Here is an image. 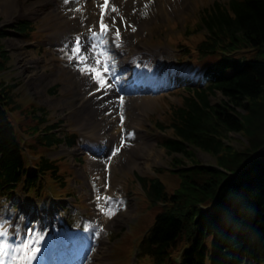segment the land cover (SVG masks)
<instances>
[{"label":"trees","instance_id":"16d2710c","mask_svg":"<svg viewBox=\"0 0 264 264\" xmlns=\"http://www.w3.org/2000/svg\"><path fill=\"white\" fill-rule=\"evenodd\" d=\"M198 27L211 34L206 50L214 52L221 45L235 54L232 59L228 55L221 57L207 70L212 80L209 91H221V102L210 104L208 94L202 90L196 99L188 100V108L180 113L183 126L177 127L179 139L168 145L179 185L168 194L162 181L155 182L156 196L151 201L163 199L173 204L159 216L160 224L151 232L148 244L153 261L163 264L180 242L191 244L189 254L183 257L186 264H190L191 254L201 262L211 236L218 253L215 259L223 255L225 247L239 257L246 252L264 257V112L258 110L259 119L256 114L249 116L253 103L264 96V59L245 56L250 49L264 55V0L216 3L214 11L206 10ZM3 35L0 30V58L5 55ZM242 48V56H236ZM1 65L0 62V68ZM8 91L1 84L0 104L4 109H0V170L16 179L24 175L23 158L18 126L10 122L9 113L21 106L13 108L16 105ZM18 114L23 115L20 110ZM250 121L258 122L257 128ZM21 129L30 132L33 127ZM229 132L244 134L248 139L246 147L239 151L227 146L223 137ZM41 139L50 140L53 135ZM188 145L211 154L216 167L202 164ZM259 149V155L254 156ZM185 160L193 162L192 167ZM166 194L169 198H165ZM201 204L210 206L204 216Z\"/></svg>","mask_w":264,"mask_h":264},{"label":"rangeland","instance_id":"374dc122","mask_svg":"<svg viewBox=\"0 0 264 264\" xmlns=\"http://www.w3.org/2000/svg\"><path fill=\"white\" fill-rule=\"evenodd\" d=\"M213 0H175V5H169L167 9H171L170 14L171 16L166 17L165 15L162 16L163 19H161L160 22L156 23L154 21H150L148 17H145L141 20H139L136 23L144 24L146 22L149 23V25L145 28V30H142V33L138 36L137 43H143L147 40L148 42H151L152 38L155 39V36L160 34L161 36H164L166 33L162 32L159 33V30L167 24V20L169 22H172L171 19L179 20V26L175 25L174 22L171 23L174 29H180L184 30L186 27L190 26L192 23L191 19H188V16H191L193 12H197L198 7L200 8L203 5L209 4ZM11 11V13H13ZM114 12V11H113ZM4 15L0 13V24L7 23V24H15L19 19L22 18V16L13 17L14 14ZM140 13H142V10H140ZM186 16V17H185ZM39 21H41V18H37ZM5 20V21H4ZM136 21V19H134ZM3 21V22H2ZM170 25V23H169ZM10 26V25H9ZM170 32H173L172 30H169ZM10 35H7L3 40V45L9 50V54L11 55L12 60V68L8 71H3L5 74L2 75V78H5L7 82L12 81H21L20 88L23 89L24 94L27 96H30L33 100L37 102L45 101L48 102L46 104H50L49 107L53 108L54 114H60L64 117H69L70 120L74 123L73 125L78 127L82 122H86L87 120H84L83 117L76 118L74 115H72L71 110L78 104V96L77 92L78 89L76 88V84L74 83V80L76 81L80 76L83 74L87 77L84 72L80 71L78 68H71L70 65L62 64L59 60L55 59V57L52 55L54 50L51 49L46 53V58L43 60L39 59L38 65L35 63L32 65L34 68H22L20 67V64L23 63V58H29L31 55L35 56L34 51L31 49L32 47L25 46V41L23 38L19 37L15 32L11 31ZM147 34L151 35V38L147 39L145 36ZM17 41L16 46H12L13 43ZM18 48H20V51H18ZM165 49L169 52H176L168 47L165 46ZM177 53V52H176ZM246 58H252V57H258L260 59H264L263 53H260L258 55L255 50L250 49L245 53ZM40 57V56H39ZM31 65V64H28ZM62 65H65L66 67H63ZM165 68L170 67V65L165 64ZM39 71V75H36ZM36 75V76H35ZM90 78V76H88ZM188 84V81H185L186 85ZM182 85V86H184ZM192 85V84H190ZM195 85V84H194ZM180 86L179 88H181ZM52 87H56L54 90H52ZM52 91H51V90ZM182 91V89H181ZM192 97H195L196 95H191ZM22 96H18L17 98H20ZM158 100L162 102L178 101L180 95L177 94V92H173L172 90L168 93L156 96ZM224 98V96L219 92H211L208 95V99L210 100V104H215L221 102V100ZM22 99H25L22 97ZM21 101H27L22 100ZM141 99L135 100L129 104H125L124 107L128 109L130 112V118L131 120L133 117L135 120L141 121L142 126L146 129V131H141V134H143L146 138L138 139L136 135H133L132 140L126 143V145L129 147L128 153H126L128 156L125 157L123 160H120L119 163H116L114 169L111 170V186L115 190H117L120 186V182L122 181V178L124 176V172H134L136 175H145L148 174V172L153 171V168H166L168 164H171V157L173 154H168V152L163 148L162 146H158L156 144L157 138L162 136L164 133L160 129L159 125L156 124L153 120L151 121V118L148 117V115H154V116H160L164 110V106L159 105L158 101H155L154 104L149 106H144L145 104ZM253 111L249 116L252 114H256V117L259 119L260 114H258V110L261 112H264V96L262 99L259 100V102H255L252 105ZM241 110V109H239ZM256 111V112H255ZM123 117H127L125 110L121 111ZM241 113H245V111L241 110ZM248 116V117H249ZM253 116V115H252ZM255 116V115H254ZM83 121L81 122V120ZM254 123L255 128L258 126V122L250 121ZM246 127L250 128L248 125ZM172 129H169L171 133ZM255 131L254 129H250V132ZM61 134V133H60ZM138 139V140H137ZM137 140V142H136ZM224 143L230 147H232L235 150H239L245 148L246 144H248L247 137L238 132H229L225 134L223 137ZM137 143L138 148L140 146L146 147L149 145V149H152L154 151V157L148 160V163H151L149 168L145 169L144 162L141 161L142 153L139 152L136 148H133L135 145L133 143ZM188 148H192L195 151L197 159L202 164H215L214 157L209 154L206 151H203L193 145H188ZM85 148L81 145L79 147H73V148H67L65 145H61L56 151H54L56 154H62L67 156L69 162L74 166V171L83 180V184H81L79 181H72L73 185L77 188H79L78 193H82L85 196L86 202H89L87 204L88 208H91L87 211H90V214H95L93 210L97 208V204L99 203L101 206H104L106 204V200L104 198H99L98 195L95 194V196L92 195V187L91 182L98 181L102 178H104L107 174V169H103V167H99L97 169H94L93 162L89 158L81 159L78 157H81L83 155V150ZM140 149V148H139ZM75 150H81L82 154L78 155L73 159V154H71L72 151ZM141 150V149H140ZM143 152V150H142ZM257 155V154H256ZM110 156V155H107ZM105 160V157H104ZM186 164L192 163L188 160H185ZM133 163L137 165V167H133ZM86 167V168H85ZM92 172H95L92 175ZM97 177V180H94V178ZM128 175H125L123 178V181H125L123 185V189L125 192H128L129 190H133V181L128 178ZM92 182V183H93ZM97 187H98V182ZM101 184V183H100ZM116 184V185H115ZM166 186H172L175 187L178 185V177L176 175L169 176L168 179L165 180ZM97 196V197H96ZM69 199L71 197H68ZM139 203L135 212V197L130 196L127 198V204H124L123 207L119 210H115L114 206H110L115 210V214L111 217L106 215L105 213H100L101 208L99 207L98 213L102 215V218L106 222V224L109 227L108 230V236H103V241L106 243V248L104 253L107 252V248L110 246V242H106L108 239H113L116 237V235H122L124 231L122 229H125L128 224L133 221L136 216L138 215V219L136 222L131 224V228L129 227L125 237L124 242L120 243L119 245L114 246V251H117L114 261V264H125L126 260L125 254L128 253L129 249L132 248V243L135 241L136 238L139 237L140 231L144 228V226L147 224L148 216L151 213L146 206V204L140 203L141 199H139ZM72 201V200H70ZM109 205V204H108ZM8 204H5V207H7ZM77 211L82 210L78 207H74ZM85 209L82 210V213H85ZM74 213V212H72ZM115 217L119 218L113 220ZM120 223V224H119ZM136 223H138L136 225ZM141 226V227H140ZM112 241V240H111ZM120 241V240H119ZM119 241L116 242L119 243ZM105 246V245H103ZM109 252V251H108Z\"/></svg>","mask_w":264,"mask_h":264},{"label":"bare ground","instance_id":"6f19581e","mask_svg":"<svg viewBox=\"0 0 264 264\" xmlns=\"http://www.w3.org/2000/svg\"><path fill=\"white\" fill-rule=\"evenodd\" d=\"M37 2V3H36ZM148 0H111L110 4L116 6V11H112L110 9V14L104 16L109 22L121 21L126 19L133 25L137 26V32L143 30L145 24L138 25L136 22L143 19L140 10L143 11L144 7L147 6L148 12L152 11L154 14L153 8H158L161 13L168 14L170 12L167 11V6L171 3V5H175V0H155L156 4H148ZM158 2V3H157ZM25 4L22 6L21 4ZM103 3V0H0V13L4 15H9L11 11L14 10L12 15H16V11L24 12L26 14H43L42 18H50L59 20L58 24H56V32L59 33L60 36H66L67 38L76 37L85 34L84 41H90V44H86L85 46L91 50V44H96L94 37L89 33V30L93 29V26L98 23L101 19V8L99 5ZM146 5V6H145ZM23 8V9H22ZM21 10V11H20ZM166 16V15H165ZM113 17L115 18L113 20ZM155 19L159 18V15L154 16ZM136 19V21L134 20ZM5 21V20H4ZM3 22V21H2ZM111 23V22H110ZM60 31V32H59ZM84 34H83V33ZM4 37L2 38V40ZM118 39V38H117ZM116 39V41H117ZM54 41V39H52ZM12 41V46H16L17 41ZM131 36H129L125 44H131ZM20 51V48H18ZM33 60V57H29L28 59L23 58V63L20 64V67L29 68L27 66L28 62ZM125 70V67L119 66L117 68V72L121 73ZM133 70V69H132ZM134 71V70H133ZM84 79L80 80L79 86L85 87ZM111 88L101 89L98 91H90L95 87L91 84L89 80V90L85 94H81L82 104L85 106L79 110L81 116L85 118H94L101 129H107L110 135V142H113L121 135L120 132V121L117 118V102L119 98V94L115 91V85ZM138 99L137 96H131L127 98V101H133ZM113 110V112L104 115L102 114L106 110ZM100 121L102 123H100ZM107 136V134L102 135V137ZM140 136V134H137ZM154 157V151L152 149L143 152V161L144 164H149L148 160ZM99 161V160H98ZM98 161L96 163L98 164ZM91 240L85 238L80 240V250L82 248L87 247L90 244ZM73 240L68 239L67 242L62 243V245L58 246L52 243V246L55 248V253L51 254L46 250L52 249V246L47 245L45 248L39 249L36 252V256L38 257V262L40 264H53L55 262V257H60L63 253L57 248H64L67 244H72ZM58 246V247H57ZM78 241H76L75 245L69 247L67 251L74 252L77 251ZM91 248H95L96 245L94 242H91ZM43 253H46L44 256ZM68 255V253L66 254ZM84 263L88 262V264H105L100 263L97 260V257L93 255H86Z\"/></svg>","mask_w":264,"mask_h":264},{"label":"snow or ice","instance_id":"6c2138e0","mask_svg":"<svg viewBox=\"0 0 264 264\" xmlns=\"http://www.w3.org/2000/svg\"><path fill=\"white\" fill-rule=\"evenodd\" d=\"M102 9L111 8L112 11H116V6L110 4V0H103V3L99 5ZM104 15L101 14L100 31H92V36H104L112 31V25L104 23ZM115 18L113 17V20ZM115 35L120 37L119 27L115 29ZM106 41L102 44H91V50L85 45L90 44V41H83L80 36L73 38L72 43V55L69 59H76L78 63L76 67L84 72L86 75L92 77L98 89L111 88L110 77L112 76V67L114 65L113 59L107 55L108 49L106 48ZM119 149H117L118 151ZM99 199V198H98ZM106 201H112L113 198L106 196ZM97 207L108 216L115 214V210L111 207L101 206L99 203ZM5 222H0V264H30V261L35 258L36 252L39 249L36 247L38 237H33L31 233L33 229H28L29 236L19 243L13 242L9 239L10 235H19V233H10L7 228L4 227ZM99 233H97L98 235Z\"/></svg>","mask_w":264,"mask_h":264}]
</instances>
